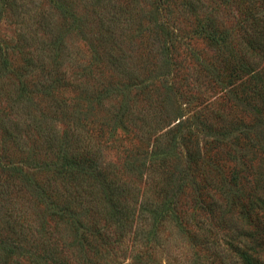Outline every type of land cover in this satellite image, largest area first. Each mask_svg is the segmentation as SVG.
Returning a JSON list of instances; mask_svg holds the SVG:
<instances>
[{
  "label": "rangeland",
  "instance_id": "obj_1",
  "mask_svg": "<svg viewBox=\"0 0 264 264\" xmlns=\"http://www.w3.org/2000/svg\"><path fill=\"white\" fill-rule=\"evenodd\" d=\"M165 1L0 0V264H264V119L238 69L264 0L248 22L207 0L198 28ZM180 205L184 227L156 213Z\"/></svg>",
  "mask_w": 264,
  "mask_h": 264
},
{
  "label": "trees",
  "instance_id": "obj_2",
  "mask_svg": "<svg viewBox=\"0 0 264 264\" xmlns=\"http://www.w3.org/2000/svg\"><path fill=\"white\" fill-rule=\"evenodd\" d=\"M165 2L172 3L173 5H175L176 3V5L180 7L181 12H186L187 14L190 13L191 16L195 18H199L200 22L197 23L198 24L197 28L198 26H200V24H204L208 22V19H206V11H205L207 0H166ZM248 2H249L248 0H239V4H238L241 6L242 13L245 15V21L247 22L249 21ZM249 26L250 29L252 30V33L248 35L254 37L253 40L254 42L255 39H257L259 43L262 44V47L260 48L259 51L255 52L256 56L254 57L248 55L247 50L241 52V59H239L240 65L238 66V69L242 71L244 75L246 74L248 77L244 79L242 78L240 85H241V91L243 97L245 99H248V97H250L249 94H252L253 97L255 98L257 102L256 104L257 108H255L256 109L255 114L257 115V117L256 116L255 117L257 120L259 119V121H262V119H264V18L263 19L258 18L255 21H252L251 23H249L248 28ZM207 27L201 26L202 29L201 35L205 37L209 36L208 33L209 28L213 27L215 30L218 29L214 26L213 23L212 25L208 23ZM218 35L222 36L221 39L224 40L226 34L224 33L222 35V31H220ZM233 61L234 59L228 60L229 63L227 64V70L232 72L236 70L234 69L235 64H232ZM216 179L217 178L212 177L211 175H206L205 178L199 180V183L202 184V186H204L202 188L209 190L211 189L209 185L212 183L215 184L219 180ZM179 185H180L178 186L179 190L183 193L182 197H184L185 194L187 196V198L184 200H187L189 202L194 201V203L198 202L200 209L203 211L207 210L209 212V209L213 208L214 206H217L220 201V197L210 196L209 193L207 195L206 191H204V189H201L200 187L199 189L201 190L199 192H197L194 195L193 194L190 195V193L188 192V183H186L184 180L180 182ZM175 187H176V183H173L171 189L174 190ZM173 190L165 191V195L167 198L169 197L174 198V196H176V192H173ZM189 212L190 210L188 208L181 205L178 206L177 209L174 208L172 211H165V209L163 208L156 211V213H158V216L161 217V220H165V219L168 220L169 217L166 216H170V218L174 219L178 227L180 228L184 227L185 225H188L189 221L193 220ZM168 213H170V215ZM202 234L204 236L209 235L208 237H212L213 238V240L211 241L212 243L215 242L218 235H220L219 232L217 231L215 232L206 231V232H202ZM201 237L205 239V237L203 236ZM121 264H128V263H121ZM249 264H253V258L251 259L249 258Z\"/></svg>",
  "mask_w": 264,
  "mask_h": 264
}]
</instances>
